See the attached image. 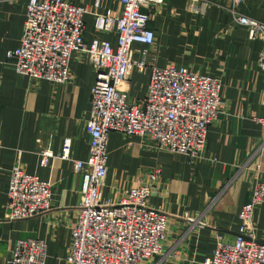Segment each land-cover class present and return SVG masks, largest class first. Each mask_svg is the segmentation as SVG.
I'll return each instance as SVG.
<instances>
[{
    "label": "crops",
    "instance_id": "1",
    "mask_svg": "<svg viewBox=\"0 0 264 264\" xmlns=\"http://www.w3.org/2000/svg\"><path fill=\"white\" fill-rule=\"evenodd\" d=\"M71 1L98 12L109 7L120 10L115 0H99L97 7V0ZM192 1L151 3L146 9L147 26L155 34L149 49L153 64L183 66L221 82V104L208 127L203 158L192 160L187 155L157 151L144 138L118 132H111L107 139L103 197L116 201L147 171L161 169L148 203L167 213V241L164 255L142 264H205L217 235L229 242L234 239L240 207L249 199L255 177H264V71L257 65L262 42L250 39L247 28L236 21L238 14L264 21V2L245 0L234 6L231 0H196L195 4L207 3L196 13ZM26 4L27 0H0V264H7L18 239L30 238L46 243L45 264H65L81 176L73 171L70 160L59 157L41 166L40 153L49 149L58 156L62 140L70 137V158L87 157L89 137L84 123L89 117L95 73L84 56L75 53L66 83L17 74L6 53L19 45ZM83 20L86 43L97 36L116 46L114 31H94L91 12ZM149 73V67L132 69L125 85L130 99H143ZM16 164L52 182L49 210L7 219L6 189ZM253 218L255 237L264 242V203Z\"/></svg>",
    "mask_w": 264,
    "mask_h": 264
},
{
    "label": "built area",
    "instance_id": "2",
    "mask_svg": "<svg viewBox=\"0 0 264 264\" xmlns=\"http://www.w3.org/2000/svg\"><path fill=\"white\" fill-rule=\"evenodd\" d=\"M115 1L120 4L119 11L109 7L98 12L71 0H27L19 45L6 53L17 74L34 80L66 83L75 53H81L95 73L89 117L84 123L89 137L87 157L70 158V137L62 140L58 156L49 149L40 153L41 166L59 157L70 160L73 171L81 176L80 199L70 228L65 264H142L164 255L168 216L148 203L161 169L147 171L116 201L103 197L108 135L118 132L137 136L157 151L202 159L208 127L221 104L219 78L183 66L160 67L152 63L149 49L155 34L147 26L146 9L162 0ZM231 1L238 6L245 0ZM192 2L196 13H201L207 4ZM90 12L94 31L115 32V47L97 36L89 43L84 41L83 17ZM236 21L247 28L250 39L262 42L257 65L264 71V21L242 14L236 16ZM137 44L140 49L135 48ZM146 67L150 69L146 93L141 101L132 100L125 85L133 68L142 71ZM6 196L8 220L36 216L51 208L52 182L29 174L16 164L10 172ZM263 203L264 177L257 176L249 199L238 212L239 227L234 239L229 242L217 235L205 264H264V242L255 237L253 218ZM46 249L42 240L18 239L6 263L45 264Z\"/></svg>",
    "mask_w": 264,
    "mask_h": 264
}]
</instances>
